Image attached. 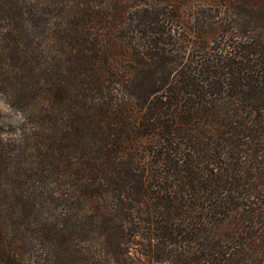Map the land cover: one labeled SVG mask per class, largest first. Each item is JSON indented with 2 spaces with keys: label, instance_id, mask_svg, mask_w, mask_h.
<instances>
[{
  "label": "trees",
  "instance_id": "trees-1",
  "mask_svg": "<svg viewBox=\"0 0 264 264\" xmlns=\"http://www.w3.org/2000/svg\"><path fill=\"white\" fill-rule=\"evenodd\" d=\"M0 33V264H264V0H0Z\"/></svg>",
  "mask_w": 264,
  "mask_h": 264
},
{
  "label": "rangeland",
  "instance_id": "rangeland-1",
  "mask_svg": "<svg viewBox=\"0 0 264 264\" xmlns=\"http://www.w3.org/2000/svg\"><path fill=\"white\" fill-rule=\"evenodd\" d=\"M214 13L215 11L212 12V14ZM1 39L2 36L0 33ZM26 114L20 107L12 108L9 106L4 95L0 93V140H6L8 138L19 140L22 132H30L29 129L23 128Z\"/></svg>",
  "mask_w": 264,
  "mask_h": 264
}]
</instances>
